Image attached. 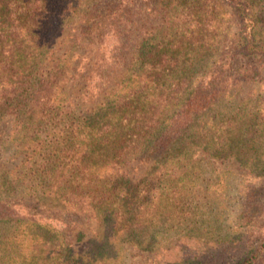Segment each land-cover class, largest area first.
Listing matches in <instances>:
<instances>
[{
  "label": "trees",
  "instance_id": "1",
  "mask_svg": "<svg viewBox=\"0 0 264 264\" xmlns=\"http://www.w3.org/2000/svg\"><path fill=\"white\" fill-rule=\"evenodd\" d=\"M240 62L264 63V0H0V264L151 258L169 215L220 205L199 157L261 180L226 244L264 264V118L243 114ZM71 216L98 223L90 247Z\"/></svg>",
  "mask_w": 264,
  "mask_h": 264
},
{
  "label": "rangeland",
  "instance_id": "2",
  "mask_svg": "<svg viewBox=\"0 0 264 264\" xmlns=\"http://www.w3.org/2000/svg\"><path fill=\"white\" fill-rule=\"evenodd\" d=\"M224 9L225 14L232 21V11L228 6ZM77 27H79L77 20L68 24L64 32L66 40L71 41L75 38V35H79ZM74 60L78 59L74 58ZM251 68H254L256 74L247 81L255 82L245 86L244 94L241 96L243 99L241 100L244 103H249L248 106H242L241 108H243V114H246L249 118L252 117V110L264 118V63L246 67L244 62H240L237 65L235 64L231 72L242 74ZM249 92L253 94V97L246 100L245 98L249 96ZM230 108L235 107L232 105ZM233 111L236 110L233 109ZM248 117L247 119H249ZM10 129L11 124L3 127L4 139H6ZM246 159L250 163L255 161L251 157ZM198 160L202 162L200 168L204 171L203 178L212 182V193L217 194L220 205H216L217 208L214 211L211 208L208 211L205 208H195L194 211L192 209L190 213L183 214L184 217L179 221L175 216V222L172 221L173 218L171 219L169 215V221L163 224L162 227L168 241L166 249L157 252L151 258L135 255L131 257V260H127L125 264H175L180 260L193 258L204 264H235L238 258L243 255L242 247L236 250L226 243L235 237H238V246L244 241L247 225L245 224V218H243L245 214L241 213L244 210L243 204L246 203L247 196L253 192L252 189L259 186L261 180H256L247 174V170L240 167L234 158L208 161L199 157ZM17 163L18 161L9 163L8 167L13 168ZM225 171L226 173H223ZM26 204L30 207L29 213L33 215L41 210L32 200H26ZM167 210L170 213V209ZM70 218L74 222L80 223L81 227L84 228V243L90 247L92 245L90 243L99 231L98 223L87 216H80L78 219L73 216ZM187 230L190 232L186 233ZM180 232L184 234H179ZM194 264H196V261Z\"/></svg>",
  "mask_w": 264,
  "mask_h": 264
}]
</instances>
